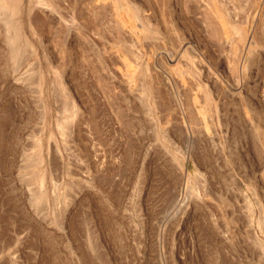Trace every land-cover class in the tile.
<instances>
[{
    "label": "rangeland",
    "instance_id": "rangeland-1",
    "mask_svg": "<svg viewBox=\"0 0 264 264\" xmlns=\"http://www.w3.org/2000/svg\"><path fill=\"white\" fill-rule=\"evenodd\" d=\"M258 140L264 0H0V264H257Z\"/></svg>",
    "mask_w": 264,
    "mask_h": 264
},
{
    "label": "bare ground",
    "instance_id": "bare-ground-1",
    "mask_svg": "<svg viewBox=\"0 0 264 264\" xmlns=\"http://www.w3.org/2000/svg\"><path fill=\"white\" fill-rule=\"evenodd\" d=\"M126 16H135V13L133 12V10L129 9L126 12ZM258 141L260 142V145H257L255 142L250 145V157H249L248 168H247L248 173L245 174L244 177L240 179V182L244 185L245 189H241L239 181L236 180L235 178H232L231 183L234 186L235 194L231 197H227V199L230 200L235 206L238 205L240 201H242V203L245 204L244 205L245 214L248 218L247 233L251 235L249 236L252 239L251 243L254 247L257 248V251H258V254L256 255V263L264 264L263 262V259H264V205L259 200V194L257 192V188L253 186L256 181L260 183V180H261L264 183V164H263L264 145L260 140ZM182 170H183V189H187L190 180L191 179L193 180L194 178L198 179L199 176L198 174L191 176L183 165H182ZM248 191L250 192V195L253 197L256 203V206L258 208L259 215L256 219V225H257L259 232L262 234L263 238H259L253 226L255 208H253L252 200L247 194ZM261 193L264 195L263 189ZM205 215L206 213H204V216ZM221 218L224 221V218L222 215H221Z\"/></svg>",
    "mask_w": 264,
    "mask_h": 264
}]
</instances>
